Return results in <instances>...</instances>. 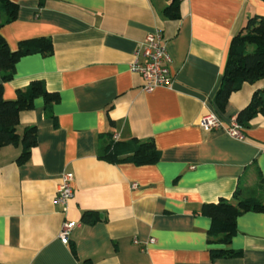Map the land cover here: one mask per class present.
I'll use <instances>...</instances> for the list:
<instances>
[{
    "label": "crops",
    "instance_id": "obj_1",
    "mask_svg": "<svg viewBox=\"0 0 264 264\" xmlns=\"http://www.w3.org/2000/svg\"><path fill=\"white\" fill-rule=\"evenodd\" d=\"M10 1L19 5L17 21L0 30L9 48L50 37L54 55L20 59L4 100L34 79L60 100L52 109L56 126L41 98L21 113L20 137L26 127L37 129L26 164L17 163L22 146L0 149V264H264L262 213L236 222L230 248L240 258L212 261L211 224L200 211L221 199L235 202L240 185L242 197H264L256 184V168L264 179V117L243 128L245 141L208 133L198 122L213 113L230 126L264 89V80L244 85L224 113L215 105L231 39L250 18L264 17V0H179V21L165 19L166 0ZM157 31L172 60V88L146 94L129 69ZM111 138L153 139L160 160L108 164L99 150ZM63 174L74 179L65 212L54 204ZM88 211L101 222L84 225ZM66 222L79 225L69 245L59 241Z\"/></svg>",
    "mask_w": 264,
    "mask_h": 264
},
{
    "label": "trees",
    "instance_id": "obj_2",
    "mask_svg": "<svg viewBox=\"0 0 264 264\" xmlns=\"http://www.w3.org/2000/svg\"><path fill=\"white\" fill-rule=\"evenodd\" d=\"M170 1L164 8L166 20H180L181 8L179 0ZM19 5L10 0H0V30L7 24L16 22L18 18ZM53 42L50 37L32 38L23 40L18 44L16 50H11L7 41L0 34V149L9 145L22 146L21 156L17 160L18 166L26 164L35 149L37 129L26 127L23 135L18 133L20 115L25 111H32L34 101L41 98L45 103L44 115L56 122L52 113L53 107L59 103V93L50 92L44 86L45 83L39 79L32 80L24 90H20L17 98L4 100L3 86L12 80L16 72V65L20 59L40 54L42 57L54 55ZM228 60L225 65V72L221 79V86L215 94V105L224 113L229 103L230 95L235 94L244 85L260 83L264 80V17L250 18L246 26L234 35L230 42ZM264 117V89L255 91L249 104L236 116L235 121L244 128H249L255 117ZM56 126V124H55ZM153 139L141 141L139 139L128 142H119L112 138L99 150V159L108 164L133 163L135 166L150 167L159 162L161 152L156 148ZM257 183L264 194V179L261 171L258 170ZM241 183V181H240ZM242 185L239 186L233 197L235 202L221 199L215 204H204L200 211L201 215L207 216L210 220V229L207 231L210 258L217 259L240 258L242 252L230 248L237 230V220L246 213H262L264 215V197H242ZM84 225L100 223L102 218L96 212L88 211L82 214Z\"/></svg>",
    "mask_w": 264,
    "mask_h": 264
},
{
    "label": "built area",
    "instance_id": "obj_3",
    "mask_svg": "<svg viewBox=\"0 0 264 264\" xmlns=\"http://www.w3.org/2000/svg\"><path fill=\"white\" fill-rule=\"evenodd\" d=\"M139 48L129 72L142 78L144 83L143 92L146 94L151 93L161 87L171 89L173 77L169 71V67L171 66L172 60L170 59V53L168 47H166V40L162 33L159 31H157V33H148L145 43L140 45ZM198 122L203 130L208 133L212 132V130H220L236 141H245L246 139L242 127L235 120H232L230 126H224L218 116L212 113L210 115L201 116ZM113 138L118 139L117 135ZM73 181L74 179L69 174H63L61 176V184L56 191L54 204H56L62 212L67 211V203L74 196L71 187ZM78 226V224H71V222L64 223L59 241L63 245H69L70 236ZM154 241L155 239L151 240V243Z\"/></svg>",
    "mask_w": 264,
    "mask_h": 264
}]
</instances>
